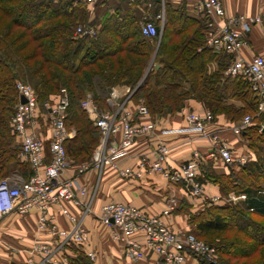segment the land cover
<instances>
[{
	"label": "trees",
	"instance_id": "trees-1",
	"mask_svg": "<svg viewBox=\"0 0 264 264\" xmlns=\"http://www.w3.org/2000/svg\"><path fill=\"white\" fill-rule=\"evenodd\" d=\"M111 1L114 10L101 18L96 35L76 36L75 27L88 23L92 9L82 0H0V179L15 171L24 179L32 174L30 163L20 157L21 139L12 123L19 80L34 86L38 123L43 137L49 134L48 141L51 119L44 103L56 104L61 89L66 88L65 121L72 136L65 140V147L75 170L93 158L101 138L81 106L88 93L106 110L110 88L130 87L134 91L131 101L143 99L149 110L148 115L136 116L140 123L147 116L156 121L181 111L190 99L211 111L212 121L225 116L229 126L249 115L250 124L236 135L241 147H230L232 162L219 153L213 158L201 153L196 174L203 185L219 186L223 197L236 193L245 194L246 199L236 204L225 198L214 200L210 194V198L195 196L186 182H178L188 188L192 201L200 203L183 200L174 210L187 215L190 229L184 232L216 249L214 262L191 253L192 264H264V96L254 91L250 79L226 75L232 56L206 46L210 19L197 12L191 0L179 5L165 0L167 20L160 41L157 36L144 35L141 24L149 12L155 16L161 10L162 0H153L151 9L146 0H104L100 4ZM152 58L156 65L148 70ZM212 62L218 67L210 73ZM146 136L150 135L137 140ZM49 145L45 144L47 163ZM241 155L247 156L245 163L238 161ZM215 164L224 165L225 170ZM85 245L67 246L73 248L70 264L94 263L83 251ZM153 255L158 257L147 250L144 259Z\"/></svg>",
	"mask_w": 264,
	"mask_h": 264
},
{
	"label": "built area",
	"instance_id": "built-area-1",
	"mask_svg": "<svg viewBox=\"0 0 264 264\" xmlns=\"http://www.w3.org/2000/svg\"><path fill=\"white\" fill-rule=\"evenodd\" d=\"M82 1L93 8L104 0ZM146 1L147 7L153 8V0ZM194 8L197 12L208 15L210 19L206 46L217 51L225 50L232 56V63L225 71L226 75L243 76L250 79L254 91L264 96V57L257 55L248 59L243 54V47L248 43L247 35L256 23H261L262 18L247 15L226 16L222 0H197ZM166 20L165 0H162L161 10L155 16L149 12L144 17L141 24L143 34L157 36L160 41ZM96 33L97 26L91 23H79L75 27L76 36H94ZM16 86L19 102L16 105L12 123L21 139L20 157L30 163L32 174L29 179H16L10 176L0 179V218L12 212L24 215L38 210L40 212L39 230H47L53 239L51 243H36L31 251L33 256L28 264H63L56 260L58 252L72 243L86 244L88 241L89 233L82 221L91 212L92 202L87 205L83 203V197L87 194L88 188L82 185L79 179L63 180L61 178L62 174L73 164L65 147V140L70 136L65 121L69 107V95L66 88H62L56 104L53 105L49 100L44 103V107L49 109L51 119L50 159L47 163L48 154L44 139L37 130L39 125L37 93L34 87L27 82L19 80ZM133 92L129 87L128 94L123 101L119 102H116L114 97H109L107 110H103L90 93L82 100L81 106L94 120L101 132V138L93 158L78 165L76 169L78 174L86 173L94 168L102 170L105 165L116 164L119 159L130 154V149L136 143L137 137L154 134L156 128L154 123L136 121V116L148 115L149 110L143 99L139 101L140 103L131 101ZM22 96L26 98L24 103L21 100ZM131 103L135 108H131ZM211 120L212 113L209 110L203 115L190 111L187 114L186 126L162 128L159 131V137L194 131L207 134L208 123ZM250 122L251 117L245 116L239 125L234 127V131L240 133ZM214 139L216 145L211 157L219 153L227 162H232L230 147L220 141L217 134L214 135ZM154 151L157 159L150 164L151 172L160 171L174 183L186 182L195 196L204 194V185L196 179L199 152L189 162L166 167L164 163L170 152L168 142L160 139ZM238 161L245 163L247 156L241 155ZM148 164L149 159L143 157L140 168L145 169ZM122 173L131 176L142 175L141 171L131 169H126ZM63 199H72L77 205L85 207L83 218H78L64 210V213L74 223V227L70 230L60 229L56 224L47 223L50 218H55L54 215L49 214V209L61 203ZM213 199L217 200L216 197ZM231 199L238 202L240 199H246V195H234ZM173 208L174 205L171 204L162 215H150L135 205L117 201L105 204L98 217L113 227L114 238L123 243V255L127 264H138L145 258L147 250L155 252L164 264H192L191 253L204 256L214 262L215 247L197 238L194 234L177 232L168 226L162 216L169 215ZM90 256L94 257L93 254Z\"/></svg>",
	"mask_w": 264,
	"mask_h": 264
},
{
	"label": "crops",
	"instance_id": "crops-1",
	"mask_svg": "<svg viewBox=\"0 0 264 264\" xmlns=\"http://www.w3.org/2000/svg\"><path fill=\"white\" fill-rule=\"evenodd\" d=\"M175 5H179L184 0H171ZM190 4H195L197 0H191ZM226 16L247 15L250 17L260 16L261 23H256L251 32L247 35L248 43L243 47V54L246 58L252 59L257 55L264 57V0H222ZM195 9V8H194ZM152 66V65H151ZM150 66V68H151ZM218 67L217 62L209 64V72L213 73ZM149 68V69H150ZM110 97H114L116 102L123 101L128 94V86L119 85L112 88ZM131 108H135L130 104ZM204 106L194 100L187 101L185 107L170 116L158 118L153 121L152 116L143 118L145 123L154 122V134L142 137L130 149V154L119 159L116 164L105 165L102 170L91 169L83 174L76 173L75 167L71 166L61 176L63 180L77 178L88 188L87 194L83 197V203L89 204L91 201V212L88 213L82 223L89 233L88 241L83 249L89 255H94L93 264H127L124 259L122 242L114 238L113 227L108 223L101 221L98 217L101 208L109 202H124L135 205L147 214L162 215L163 211L170 208V214L162 216L168 225L177 232H184L190 229L187 222V215L184 211L176 213L174 209L182 205L186 200L191 204L199 205L200 201L189 198L187 189L184 185L170 181L162 172H151V165L156 161L155 145L160 139L168 142L170 152L164 165L166 167L178 166L188 160H192L197 152L205 153L207 158L215 151L216 140L214 135L219 136L228 147L237 148L242 142L236 137L237 132L234 127L239 123L229 126L228 119L220 116L217 121L208 123V133L203 134L198 131L182 133L179 136L159 137L160 128H179L186 126L187 114L195 111L204 114ZM232 125V124H231ZM160 127V128H159ZM39 135L46 140L45 144L50 141L43 137L42 128L37 126ZM72 135L70 134V137ZM143 157L149 159V164L140 168ZM215 168L225 170L224 165L215 164ZM126 169L141 171V176H131L122 173ZM141 169V170H140ZM227 170V169H226ZM12 178L24 179L23 176L15 171L10 176ZM183 183V182H182ZM213 193V194H211ZM204 194L207 198L216 197L217 200L223 197L219 186L213 184H204ZM210 194V195H209ZM49 214L55 218H50L48 224H56L60 229L70 230L74 223L64 213L69 211L72 215L83 218L85 207L77 205L74 200L63 199L61 203L53 205L49 209ZM38 210H33L27 214L21 215L16 212L9 213L0 218V264H28L29 259L33 256L31 251L36 243H51L52 237L47 230H39ZM139 238V235H137ZM69 251H68V250ZM73 248L66 247L56 255V260L63 264H70L68 256L73 254ZM36 260L38 257L35 256ZM157 256H148L138 264H160Z\"/></svg>",
	"mask_w": 264,
	"mask_h": 264
},
{
	"label": "rangeland",
	"instance_id": "rangeland-1",
	"mask_svg": "<svg viewBox=\"0 0 264 264\" xmlns=\"http://www.w3.org/2000/svg\"><path fill=\"white\" fill-rule=\"evenodd\" d=\"M114 5L115 3H112L109 2L107 5H104V4H98L96 5L95 7H93L91 10H90V18H89V21H87L88 23H91V24H94L97 26V31L100 30L101 28V18L104 17L105 13H111L113 10H114ZM151 65H156L155 63V59L152 58L151 62H150V65H149V68ZM148 68V70H149ZM22 81V80H21ZM25 82V81H24ZM28 83V82H27ZM31 84V83H30ZM32 85V84H31ZM33 86V85H32ZM34 87V86H33ZM92 95V93H90ZM92 97L94 98V96L92 95ZM106 109V108H105ZM107 110V109H106ZM241 147V145H240ZM239 147V148H240ZM243 148V147H242ZM242 148L240 150H242ZM241 154V153H240ZM263 194H264V191H263ZM234 195H241V194H236V193H231V195L229 196V199L228 201H232L234 202L232 199H231V196H234ZM243 200L245 199H240V201H238L239 203L242 202ZM238 202H234L236 204H239ZM238 223V222H237ZM160 262H161V259L159 258ZM160 264H164L163 262H161Z\"/></svg>",
	"mask_w": 264,
	"mask_h": 264
},
{
	"label": "water",
	"instance_id": "water-1",
	"mask_svg": "<svg viewBox=\"0 0 264 264\" xmlns=\"http://www.w3.org/2000/svg\"><path fill=\"white\" fill-rule=\"evenodd\" d=\"M109 90L112 91V88H110ZM21 100L23 103L26 102V98L24 96L21 97Z\"/></svg>",
	"mask_w": 264,
	"mask_h": 264
}]
</instances>
